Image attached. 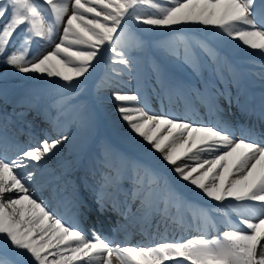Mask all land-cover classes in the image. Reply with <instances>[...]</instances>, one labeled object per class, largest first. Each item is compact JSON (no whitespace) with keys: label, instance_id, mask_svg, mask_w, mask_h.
Wrapping results in <instances>:
<instances>
[{"label":"snow or ice","instance_id":"snow-or-ice-1","mask_svg":"<svg viewBox=\"0 0 264 264\" xmlns=\"http://www.w3.org/2000/svg\"><path fill=\"white\" fill-rule=\"evenodd\" d=\"M46 44L54 47L44 52ZM101 63V85L112 89L128 141L159 154L175 179L101 139L83 182L100 214L154 230L161 239L153 244L118 242L95 226L86 233L83 201L75 187L68 192L69 164L49 163L78 134L85 143L95 134L93 111L78 97L80 78ZM9 74L57 79L47 107L26 94L0 117V264H264V130L237 137L219 103L264 122V0H0V79ZM129 79L138 81L134 91L124 87ZM249 79L261 84L258 98ZM153 97L168 110L154 111ZM0 100L8 103L6 85ZM33 110L48 127L34 144L21 143L9 124L24 119L19 134L34 137L36 125L25 119ZM185 183L208 203L186 197L178 187ZM170 224L198 234L166 239L160 228ZM126 226L117 220L113 232Z\"/></svg>","mask_w":264,"mask_h":264},{"label":"bare ground","instance_id":"bare-ground-1","mask_svg":"<svg viewBox=\"0 0 264 264\" xmlns=\"http://www.w3.org/2000/svg\"><path fill=\"white\" fill-rule=\"evenodd\" d=\"M194 31H196L195 28H194ZM104 73H105V71L103 72V74L100 78V81H102V78L104 77ZM46 80L48 81V79L32 78V74H28V75H24V74L11 75V74H9L6 77V79H3V82L5 83V85L8 89V103L5 104L3 100H0V117H3L2 114L4 115L5 110L7 112L10 111V109L15 106V101L18 100L22 95H26V94L31 95L33 98L37 99L38 95L32 94L29 91V86L33 85L34 83H39L41 81H46ZM12 81L14 83H16L15 87L10 84ZM249 81L252 84V89L259 96L260 89H261V84H260L259 80L249 79ZM137 85H138V81L136 80L135 82H133L130 85L129 84L124 85V87L126 89H131V88L136 89ZM44 88H45V86H44ZM44 88L42 87V89H44ZM96 94L97 93H95V96H96ZM52 96H54V95L52 94ZM54 98H55V96H54ZM36 102L41 108H45L52 102V100L48 99L47 101H36ZM219 103H220V106L223 107L224 104L222 103L221 99H220ZM94 105L100 111V113L103 115V117L106 119V121L109 125V136L110 137L106 141L110 142L112 145H114L117 148L128 151L129 154H131V155L138 156L140 158H144V159L149 160L156 167H158L162 171L168 173L169 176L171 177V179H173V180L175 179V177L173 176V174L170 171V166L168 168H164L163 165L160 163V161L158 159L159 154H155L153 156L148 151L147 147L141 146L140 144H132L128 141V136H129L128 126L125 122H123L121 120L119 114L116 112V105H115V103H113L111 98H108V100L106 99V101H101V102H98L96 100ZM150 106L154 111H156L158 113L168 110V102L167 101L161 102L160 100L156 99L155 97H153V99L151 100ZM227 106H228V104H227ZM172 107L176 110L177 114H180L183 111V106L179 102L173 104ZM228 109L230 111H233V114L225 113L224 111H222L220 114H223L225 116V118L232 125V128L236 131V136H239L240 130H242V128L239 126H236V124H235L241 120L240 119L241 116H235V114H237V112H238V107L233 103V105L231 107L228 106ZM19 111H21V109H18V112ZM227 111L228 110L226 109V112ZM9 114H11V113L9 112ZM199 114L202 117L206 115L205 109L203 107L199 108ZM36 118H38V120L39 119L41 120V118L36 115V112L33 113L32 115H29V113H28V115L26 117V119H28L29 121L34 120ZM19 120H21V118H18L17 121H19ZM2 123H4V120L0 119V124H2ZM10 125H12V124H9V126ZM45 125L47 128L48 125L47 124H45ZM43 128H45V127H42V129ZM42 129H39L38 133H40V134H37L38 138H42V131H41ZM258 130L259 131L264 130V122H261L260 119L258 120ZM17 133H18V131H17ZM37 136L30 138V136L27 134V132H25L24 134H22V139L26 140V142L30 141L32 144H34L36 142V140L38 139ZM136 139L139 140V138H136ZM100 140L97 141V145H98V142ZM84 143L85 142L83 140L76 137L75 140L72 142V144L65 143V145L62 147V150L56 154V156H59V162H61L60 163L61 165L66 163V162L69 164V171H68L67 176L72 175L76 178H79L78 183L82 184V185H84L83 178L85 176V165L87 163L82 164L81 167L79 166V163H81V161L84 162L85 155H88L93 149L94 150L91 153H94L97 151V150H95L97 145L94 148V145H88V144L85 145ZM73 158H77L78 162L73 163L72 162ZM53 166L57 170H59V168H60V165L59 166L53 165ZM178 187L184 193V195L186 197H188L189 199L194 200L197 203H201V204H205V205L208 203L206 199L201 198V194L199 193V190L193 191L192 186L187 185L185 183V184L178 185ZM82 191H85L88 194L91 193L94 197L93 192L89 188L85 187V185H84V189ZM69 193H72V192H69ZM45 194L47 195V193H45ZM78 195L81 198V195L79 193H78ZM185 230H195V228L193 227L192 229H187V228L181 229L180 227H177L176 225L170 224L167 232H165L164 227L161 226L160 233L163 235H173L174 237H176L177 235H180ZM137 231H139V233H138V237H136L135 240H138V244H151V241L156 240V238L160 236V235L155 234L154 230H153V234L150 236L148 232L142 231L141 228L139 227V225L136 228V232Z\"/></svg>","mask_w":264,"mask_h":264},{"label":"rangeland","instance_id":"rangeland-1","mask_svg":"<svg viewBox=\"0 0 264 264\" xmlns=\"http://www.w3.org/2000/svg\"><path fill=\"white\" fill-rule=\"evenodd\" d=\"M61 32H62V28H61ZM59 35H60V33L58 32L55 42H59ZM137 35L142 36V38H144V39L153 40V39H162V38H164V36L166 34L161 35V33L153 34V33L137 32ZM53 47H54V44H46L44 46L43 51L44 52L50 51ZM32 48H33V50H36L37 46L35 43L32 44ZM104 71H105L104 65H103V63H101L100 65H97L95 71H93L92 74L88 76L87 80H84V78H80L83 81V84L81 86L82 90L80 91L78 99L80 101L87 103L91 107L93 114H94V117H95V120H96V123H97L96 132L93 135V137L91 138V140L88 141L87 143L93 142L97 137H102L101 139H103V140H108V138L110 137L109 136V125H108V123L106 122L105 118L99 113V111L94 107V105H92L93 103L95 104L94 101H96V100L98 102H101V101H106V99L108 100V98L111 97V91H112L111 87L101 85L100 78H101ZM179 71H181V73L186 77L191 76V72L188 69L182 68V69H179ZM56 79L57 78H50V79H48V81L47 80L41 81L39 83H34L33 84L34 86L33 85L29 86V91L32 94L38 95L37 99L35 98L36 101H47L48 99L54 98V96H52V92H54V90H55V83L54 82ZM135 81H136V79H129L127 84L130 85ZM61 83H63V82H61ZM10 84L13 85L14 87L16 86V83H14L13 81ZM43 85L45 86V88ZM0 86H5L3 79H0ZM42 87L44 89H42ZM130 90L134 91L135 89L131 88ZM95 91H97V92H95ZM94 93H97V96L94 97ZM94 99H96V100H94ZM12 110H13V108H11L10 111H8L7 113L8 114H9V112L12 113ZM16 111L18 112V108L16 109ZM17 118H18L17 116H12L11 121H15V120H17ZM107 125H108V130H107ZM72 131L76 132V129L73 127ZM76 137L85 142V136L83 133L78 134ZM98 140H100V138ZM85 145H87V144H85ZM88 145H90V144H88ZM49 163L51 164V166L53 168H54L53 165L57 164V162L52 163L51 161H49ZM59 165H61V164H59ZM59 165H57V166H59ZM70 176L71 175L67 176V177H69L68 180L74 181L73 178ZM168 177L170 178V176H168ZM75 184H77V181H74V185ZM73 187H76V186L70 185L69 190H73ZM188 232H190V234H192L190 237L198 234L197 232H194V231H188ZM190 237H188V238H190ZM185 239H187V238H185ZM159 240H157L156 242H159Z\"/></svg>","mask_w":264,"mask_h":264}]
</instances>
